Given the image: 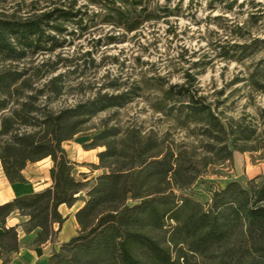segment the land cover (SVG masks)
Segmentation results:
<instances>
[{
	"label": "trees",
	"instance_id": "1",
	"mask_svg": "<svg viewBox=\"0 0 264 264\" xmlns=\"http://www.w3.org/2000/svg\"><path fill=\"white\" fill-rule=\"evenodd\" d=\"M87 1L104 10L103 21L128 31L157 17L148 0ZM76 4L64 1L28 17L0 13V56L20 61L29 52L55 49L60 42L50 31L82 24L84 12ZM24 74L0 70V162L11 183L26 182L27 164L50 157L52 184L0 204L1 264L10 263L22 246L19 226L26 233L38 230L32 246L54 242L66 220L60 205L73 206L81 192L77 233L53 248L47 264H264V176L246 185L231 180L216 186L204 179L210 165L232 162L235 151L264 147V122L260 128L245 118L223 117L187 74V83L162 85L153 107L199 139L201 155L196 147L166 143L154 131L104 119L84 143L102 148L98 162L77 172L64 143L101 112L123 107L135 91H98L52 109L40 99L62 96V77L34 88ZM247 79L264 91V66ZM15 212L26 220L7 226Z\"/></svg>",
	"mask_w": 264,
	"mask_h": 264
},
{
	"label": "rangeland",
	"instance_id": "2",
	"mask_svg": "<svg viewBox=\"0 0 264 264\" xmlns=\"http://www.w3.org/2000/svg\"><path fill=\"white\" fill-rule=\"evenodd\" d=\"M64 1L69 0H0V13L28 17ZM146 4L157 17L128 31L103 21L100 7L77 0L76 8L84 12L82 24L72 21L64 33L50 31L60 42L55 49L29 52L20 61L0 56V70L22 71L34 88L62 77V96L56 99L49 93L40 99L52 109L91 98L98 91H135L123 107L101 112L82 133L64 143L77 162V172H88L98 162L102 148L87 149L84 143L104 119L154 131L166 143L189 150L196 147L201 155L200 140L153 107L162 85L187 83V74L223 117L263 125L264 91L253 89L247 78L264 66V0H148ZM262 176L264 147L235 151L232 162L210 165L204 179L216 186L231 180L246 185L249 179ZM76 229V223L68 221L64 231L71 234Z\"/></svg>",
	"mask_w": 264,
	"mask_h": 264
},
{
	"label": "crops",
	"instance_id": "3",
	"mask_svg": "<svg viewBox=\"0 0 264 264\" xmlns=\"http://www.w3.org/2000/svg\"><path fill=\"white\" fill-rule=\"evenodd\" d=\"M51 166L52 160L50 157H45L36 162H29L23 170V175L26 179V182L11 183L6 177L0 162V204L13 199L17 195L33 191H40L50 186L52 184V180L50 177ZM84 198L85 193L81 192L79 194V200L73 206L68 207L65 204L60 205L59 210L63 214V216L66 217V220L60 228L57 238L54 242L48 241L39 246H32L31 244L38 230L35 229L29 233H26L22 230L21 226H19V241L22 246L19 252L13 255L12 261L8 264H39V262H37L39 258L43 259V261H41V264H47V259L51 254L53 248H57L62 242L67 241L70 237L77 233L78 224L75 219V211L83 204ZM71 209H73L72 212ZM65 210L67 212H65ZM68 214L71 215L67 217ZM24 220H26L25 216H22L19 213L15 212L7 218V226L17 224L19 225ZM68 221H74L76 223L77 229L74 233L68 234L64 231ZM55 228H57V225H55Z\"/></svg>",
	"mask_w": 264,
	"mask_h": 264
}]
</instances>
